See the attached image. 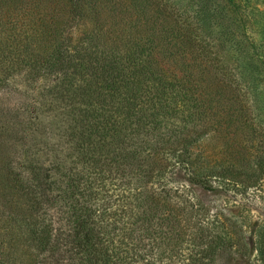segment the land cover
<instances>
[{
  "label": "trees",
  "instance_id": "1",
  "mask_svg": "<svg viewBox=\"0 0 264 264\" xmlns=\"http://www.w3.org/2000/svg\"><path fill=\"white\" fill-rule=\"evenodd\" d=\"M191 8L0 0V264H264L195 189L264 188V75Z\"/></svg>",
  "mask_w": 264,
  "mask_h": 264
},
{
  "label": "rangeland",
  "instance_id": "2",
  "mask_svg": "<svg viewBox=\"0 0 264 264\" xmlns=\"http://www.w3.org/2000/svg\"><path fill=\"white\" fill-rule=\"evenodd\" d=\"M187 3L193 10L199 4V7L202 6V9L208 12L207 19H202L205 24H225L234 31L236 41L242 43V46L249 44L251 46L249 51L251 52L252 49V54L250 53L248 62L249 65L252 63V72L253 74L260 72L264 75V0H203L202 3L187 0ZM215 9L217 16L213 19L209 13H214ZM9 98L10 103H15L19 93L15 92ZM25 99L29 98L26 96ZM259 99L261 109L257 110L260 114L257 118L263 119L261 122L264 124V90ZM261 135L264 136V134ZM217 142L216 136L209 133L199 141L198 149L213 151L212 147ZM16 149H18L14 151L16 155L22 156L20 153L24 151L23 147L17 146ZM252 151H263V149L259 147ZM195 189L205 202L213 205L215 209H222L225 216L230 218L228 222L236 223V228L242 226L248 242L254 243L256 233L264 229V188L258 190L256 187H248L241 191L219 189L217 193L206 192L199 187ZM225 262L233 264L231 260H225ZM234 264H245V261L238 260Z\"/></svg>",
  "mask_w": 264,
  "mask_h": 264
}]
</instances>
